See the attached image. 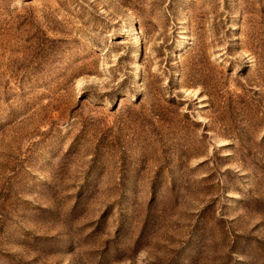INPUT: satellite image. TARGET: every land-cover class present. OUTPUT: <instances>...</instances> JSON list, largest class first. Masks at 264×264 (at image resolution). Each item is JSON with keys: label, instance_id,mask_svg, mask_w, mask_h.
Listing matches in <instances>:
<instances>
[{"label": "rangeland", "instance_id": "1", "mask_svg": "<svg viewBox=\"0 0 264 264\" xmlns=\"http://www.w3.org/2000/svg\"><path fill=\"white\" fill-rule=\"evenodd\" d=\"M0 264H264V0H0Z\"/></svg>", "mask_w": 264, "mask_h": 264}]
</instances>
